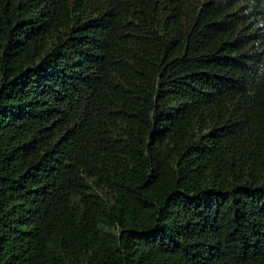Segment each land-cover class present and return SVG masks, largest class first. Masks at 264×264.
<instances>
[{"label":"trees","instance_id":"trees-1","mask_svg":"<svg viewBox=\"0 0 264 264\" xmlns=\"http://www.w3.org/2000/svg\"><path fill=\"white\" fill-rule=\"evenodd\" d=\"M0 264H264V0H0Z\"/></svg>","mask_w":264,"mask_h":264}]
</instances>
